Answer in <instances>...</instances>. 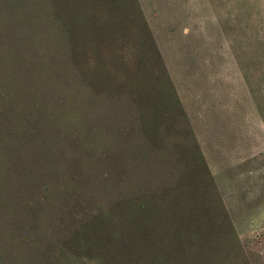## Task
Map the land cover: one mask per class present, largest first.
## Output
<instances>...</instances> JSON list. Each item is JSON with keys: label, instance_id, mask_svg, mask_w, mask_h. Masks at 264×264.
Returning a JSON list of instances; mask_svg holds the SVG:
<instances>
[{"label": "rangeland", "instance_id": "rangeland-1", "mask_svg": "<svg viewBox=\"0 0 264 264\" xmlns=\"http://www.w3.org/2000/svg\"><path fill=\"white\" fill-rule=\"evenodd\" d=\"M58 4L0 0V264L45 260L41 234L58 229L74 192L71 173L88 169L91 150L121 148L143 179L152 178L151 190H161L173 185L172 166L192 169L197 144L224 211L213 226L217 217L199 197L207 224L198 236L207 233L208 245L193 262L264 264V0L122 2L128 28L114 32L109 53H124L126 64L108 66L126 93L111 97L82 83L71 55H56ZM145 38L160 56L150 63L141 62ZM139 71L151 82L166 71L179 97L182 115L171 106L175 128L168 139L162 129L164 145L142 131ZM175 140L181 145L173 149ZM175 153L185 158L177 162ZM201 185L206 190L209 180ZM143 189L150 190L135 192Z\"/></svg>", "mask_w": 264, "mask_h": 264}, {"label": "trees", "instance_id": "trees-1", "mask_svg": "<svg viewBox=\"0 0 264 264\" xmlns=\"http://www.w3.org/2000/svg\"><path fill=\"white\" fill-rule=\"evenodd\" d=\"M57 1V7H63L55 16L59 23L56 55H71L82 83L88 80L101 94L111 97L126 93L118 89L117 74L108 62L112 59L117 68L126 64L124 56H120L124 53L109 52L117 40L114 32L128 28L130 15L123 12L122 2L135 0ZM143 46L145 56L141 62L148 58L150 63L157 55L152 38H145ZM90 57L94 60L93 70ZM159 82L161 86L156 88ZM121 86L131 88L127 80L121 81ZM133 86L142 131L154 144L164 145L163 137H159L162 129H166L168 139L175 128L170 126L171 106L178 116L182 115L168 73L163 72L157 82H151L145 71H139ZM78 112L84 116L80 107ZM180 145L175 140L173 149ZM120 152L121 148L112 150L109 146L94 149L88 154V169L75 167L71 173L74 192L69 191L64 198L67 207H61L63 217L58 229L41 234L45 246L41 264H195L194 254H207L206 250L200 251L207 248L208 242L203 237L207 233L198 236L207 224L199 197L217 217L213 226L218 225L224 210L220 211L222 198L216 197L217 188L199 145L189 154L192 169L172 166L169 173L173 185L161 190H151L148 182L152 178L143 179L144 172L132 164L135 158L126 160ZM184 158L175 157L177 162ZM207 179L209 185L203 191L201 183ZM140 188L150 190L135 192Z\"/></svg>", "mask_w": 264, "mask_h": 264}]
</instances>
